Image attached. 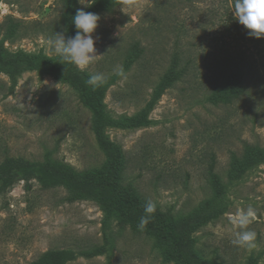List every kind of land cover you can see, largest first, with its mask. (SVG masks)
I'll list each match as a JSON object with an SVG mask.
<instances>
[{"label":"rangeland","instance_id":"1","mask_svg":"<svg viewBox=\"0 0 264 264\" xmlns=\"http://www.w3.org/2000/svg\"><path fill=\"white\" fill-rule=\"evenodd\" d=\"M99 1L0 0V167L44 164L51 153L77 179L103 180L109 160L96 142L91 113L79 89L59 76L102 73L111 118L148 113L146 126L106 130L123 162L120 190L131 189L144 204L153 201L186 235V251L197 261L264 264V162L239 181L229 177L232 154L241 158L247 146L264 152V68L233 17L234 0H126L111 11L97 9ZM79 8L100 17L93 39L101 57L84 71L48 42L65 28L66 37L75 35L71 20ZM133 44L142 52L129 63ZM241 53L262 81L249 80L247 93L230 104L212 103L215 83L239 67ZM174 57L184 74L153 101ZM120 66L126 79L116 74ZM211 172L224 186L214 207L206 205ZM248 205L257 212L249 226L256 233L252 249L231 242L239 229L230 218ZM48 251L67 253L66 264H180L167 240L105 219L97 200L72 201L63 187L44 188L33 176L4 170L0 264H32Z\"/></svg>","mask_w":264,"mask_h":264},{"label":"trees","instance_id":"2","mask_svg":"<svg viewBox=\"0 0 264 264\" xmlns=\"http://www.w3.org/2000/svg\"><path fill=\"white\" fill-rule=\"evenodd\" d=\"M125 1L100 0L99 4H97V9L111 11L113 7L123 4ZM8 34L11 36L13 30L10 29ZM251 38L257 49L258 61L261 67L264 68V37L260 39ZM141 52L142 49L139 48V45L133 44L130 50L131 58L129 63L136 61ZM177 62L178 58L174 57L170 67L154 89L153 101L157 100L172 83L183 76V70L177 68ZM46 67L58 74L56 66L47 64ZM59 76L71 81L79 89L82 102L91 113L96 142L109 160L105 178L98 180L93 176L81 180L77 179L72 170L54 160L51 153L46 154L44 164H16L8 161L4 164L5 167H0V177L3 176L4 170L16 169L23 177H35L44 188L63 187L69 193L72 201L87 198L95 199L100 203L105 213V219L116 217L122 222L137 227L140 217L145 215V204L131 189L127 192L120 190L123 162L119 149L110 142L106 135V130L112 128L134 129L146 126L148 113L143 112L139 116L127 120H114L106 113L103 104V98L108 88L107 84L94 90L92 86L87 84L88 77L86 76ZM254 78V82L262 81L261 77L257 78V70L253 69L250 57H247L245 53H241L239 55V67L229 71L220 82L215 83L209 100L214 104H230L247 93L249 85L252 84V81L249 80ZM262 84H264V81H262ZM153 104L154 102H151L150 106ZM262 162H264V152L259 148L247 146L241 158L232 154L229 177L232 181H239L245 172L253 170ZM210 178L213 195L206 205L214 207L222 199L224 186L213 172L210 173ZM146 228L169 242L172 255L180 264H203L187 253L185 248L186 235L179 234L170 219L162 216L157 210L152 215L151 221ZM66 257L67 253L65 252L48 251L32 264H66V261L70 260Z\"/></svg>","mask_w":264,"mask_h":264},{"label":"clouds","instance_id":"3","mask_svg":"<svg viewBox=\"0 0 264 264\" xmlns=\"http://www.w3.org/2000/svg\"><path fill=\"white\" fill-rule=\"evenodd\" d=\"M86 7V6H85ZM233 17L247 30L248 35L260 39L264 37V0H234ZM100 17L96 13L85 11L83 8L76 10L72 17V24L75 27V35L66 37L67 29L55 32L53 39L48 42L55 52L67 63L75 65L81 71L94 63L101 55L97 54L93 33L98 27ZM116 74L122 78H127L122 66L118 67ZM107 78L102 73L91 74L87 84L95 90L103 86ZM156 211V204L148 200L144 205V213L138 222V228L143 231L151 221L152 215ZM231 224L238 231L234 233V239L231 241L234 245L255 248V231L249 229V226L257 219V212L253 206L240 208L231 216Z\"/></svg>","mask_w":264,"mask_h":264}]
</instances>
